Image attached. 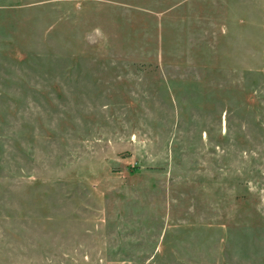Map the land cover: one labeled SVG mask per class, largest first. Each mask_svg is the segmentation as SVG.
<instances>
[{
    "label": "rangeland",
    "instance_id": "rangeland-1",
    "mask_svg": "<svg viewBox=\"0 0 264 264\" xmlns=\"http://www.w3.org/2000/svg\"><path fill=\"white\" fill-rule=\"evenodd\" d=\"M0 264H264V0H0Z\"/></svg>",
    "mask_w": 264,
    "mask_h": 264
}]
</instances>
